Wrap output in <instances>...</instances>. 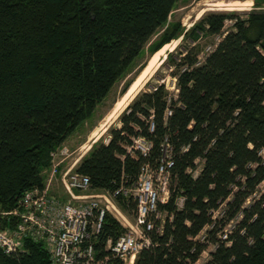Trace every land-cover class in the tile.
Wrapping results in <instances>:
<instances>
[{"label":"trees","instance_id":"obj_1","mask_svg":"<svg viewBox=\"0 0 264 264\" xmlns=\"http://www.w3.org/2000/svg\"><path fill=\"white\" fill-rule=\"evenodd\" d=\"M180 1L0 0V206L11 209L44 184L51 153L116 83L146 66L136 61L147 47L152 56L183 36L163 63L174 68L176 93L148 81L107 130L109 141L94 142L76 170L93 189L115 191L123 174L132 182L170 145L174 183L159 204L167 215L135 264H197L204 251L202 264H264V10L208 11L185 31L169 23ZM216 36L201 61L200 40ZM138 136L152 143L147 155L128 151ZM117 202L136 208L133 198ZM125 231L107 214L96 245ZM25 245L19 256L0 248V264H50L42 243Z\"/></svg>","mask_w":264,"mask_h":264},{"label":"built area","instance_id":"obj_2","mask_svg":"<svg viewBox=\"0 0 264 264\" xmlns=\"http://www.w3.org/2000/svg\"><path fill=\"white\" fill-rule=\"evenodd\" d=\"M151 147L150 141L138 136L128 151L138 150L147 155ZM170 150V145L165 146L155 164L143 163L132 182L128 183V177L123 174L116 190L109 191L93 189L90 177L76 170L79 160L61 167L69 153L64 145L60 146L51 153L50 167L43 170L44 184L25 191L13 208L0 206V248L8 255L19 256L28 251L25 243L30 241L42 243L50 264H135L138 253L152 244L149 231L155 228L157 220L161 221L158 231H162L167 215L159 209V204L168 202L174 183ZM200 170L198 167L193 171L194 175ZM118 197L127 204L131 198L136 202L131 212L133 223L127 225ZM184 201L183 196L178 197V206L182 207ZM107 214L126 231L117 239L108 237L102 246H97ZM229 228L224 230L222 239L227 238ZM204 254L207 257L209 252Z\"/></svg>","mask_w":264,"mask_h":264},{"label":"rangeland","instance_id":"obj_3","mask_svg":"<svg viewBox=\"0 0 264 264\" xmlns=\"http://www.w3.org/2000/svg\"><path fill=\"white\" fill-rule=\"evenodd\" d=\"M236 1H239L241 4L235 5ZM255 9L264 10V0H183L180 1L176 5L175 9L172 11L169 18V23H175V22L181 23L182 27L186 31L189 28H191L205 12L208 11H237L239 13H247ZM202 11L204 12L202 13ZM200 13H202V15L200 17H197L198 15H200ZM231 25L232 22L228 21L225 30H229L231 28ZM163 31H164L163 28L160 29L158 33L152 38V41L160 37ZM220 39H221L220 36H216V37H204L200 40L202 44V51L200 52L199 59L201 61H203L204 58L207 56V54L213 49L214 43L216 41H219ZM182 44H183V36L166 44L164 47L160 49L161 51L158 50L160 51L158 57L165 59L163 60L161 65L156 69V71L153 74H150V77H148V79L144 82V85L141 86L140 91L146 88V84L148 81H151L150 86L156 85L157 83H164L170 92L176 93L177 91L175 84L176 78L173 77V75H171V72L173 71L174 68L169 66L171 62L170 63L166 62L165 64L163 63L166 60L168 53L169 52L177 53L179 51V47ZM149 54L150 53L148 52V47H147L143 55L136 61L137 66L138 65L140 66L141 63L145 61H147L148 63L149 59L150 58L152 59L155 53L152 56ZM137 68L134 69L132 73L126 75L121 81L115 84L110 94L98 106L95 114L90 119H88L83 125H81L78 128V130L65 141L63 145L68 150L69 156L66 158L64 163H62L61 167H68L72 165L76 160H79L80 162L83 156L86 155V153L91 148L92 144L95 142L94 140L93 141L90 140L91 133L96 128H101L104 124L106 125L105 127L106 130L104 134L100 136V139L103 137L105 141V139L108 137V135L106 134L107 130L109 129L110 126L115 125L119 121V117L122 113L121 111L125 109V107L127 106L126 105L124 108L121 109V107L119 108L117 107L115 102H118L120 98L123 96V94L127 91L126 90L124 93H121L123 85L130 79L134 80L137 74L141 71L140 70L138 73L135 74ZM157 71L158 73L156 74ZM117 124L120 125L119 123ZM78 164L75 165L76 168ZM75 167L73 169H75ZM55 185L56 182L54 183L53 186ZM124 213H125L124 216L127 225L130 222L133 223L134 215L132 213L125 211ZM220 213L221 212H216L217 215H220ZM203 234L204 233L200 234L199 238L203 239ZM207 257L204 254L201 260L204 261Z\"/></svg>","mask_w":264,"mask_h":264},{"label":"bare ground","instance_id":"obj_4","mask_svg":"<svg viewBox=\"0 0 264 264\" xmlns=\"http://www.w3.org/2000/svg\"><path fill=\"white\" fill-rule=\"evenodd\" d=\"M241 3L239 1H236V4L235 5H240ZM204 11H202L203 13ZM200 13V15L202 14ZM200 15H198L197 17H200ZM161 51V50H160ZM158 51L157 53L154 54V57L147 63V66L145 67V69L143 70V72L141 73V75L139 76L138 80L136 81V83L132 86V89L127 93L126 96H124L122 98V100H120L117 104V107H121L124 108L128 102H130V100L133 98V94H135L136 90L139 88V86H142L144 85V82L148 79V77H150V74H153L156 69L161 65V63L163 62V58H159L158 54L159 52ZM106 125L104 124L101 128H96L90 135V140L91 141H95L100 139V136L102 134H104L105 130H106Z\"/></svg>","mask_w":264,"mask_h":264},{"label":"water","instance_id":"obj_5","mask_svg":"<svg viewBox=\"0 0 264 264\" xmlns=\"http://www.w3.org/2000/svg\"><path fill=\"white\" fill-rule=\"evenodd\" d=\"M263 45H264V43H263ZM146 66H147V64H146ZM146 66H145V67H146ZM145 67L142 68V70L137 74V76H136L135 79L132 81L131 85L129 86V88L127 89V91L123 94V96L120 98V100H122V98H123L124 96H126L127 93L132 89V86L136 83V81L138 80L139 76L141 75V73L143 72V70L145 69ZM140 88H141V86H139V88L136 90L135 95H134V97L131 99V101H132V100L136 97V95L140 92ZM138 91H139V92H138ZM120 100H119V101H120ZM119 101H118V102H119ZM118 102H115V104L117 105ZM130 103H131V102H129V103L127 104V106H128ZM127 106L125 107V109L127 108ZM125 109H123V110H125ZM123 110H122L121 112H123Z\"/></svg>","mask_w":264,"mask_h":264}]
</instances>
